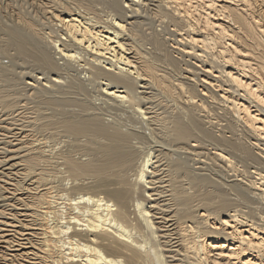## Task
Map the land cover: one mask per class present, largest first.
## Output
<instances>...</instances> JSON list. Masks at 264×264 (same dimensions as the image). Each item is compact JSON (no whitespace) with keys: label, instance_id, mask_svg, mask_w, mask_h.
<instances>
[{"label":"bare ground","instance_id":"6f19581e","mask_svg":"<svg viewBox=\"0 0 264 264\" xmlns=\"http://www.w3.org/2000/svg\"><path fill=\"white\" fill-rule=\"evenodd\" d=\"M0 264H264V0H0Z\"/></svg>","mask_w":264,"mask_h":264}]
</instances>
